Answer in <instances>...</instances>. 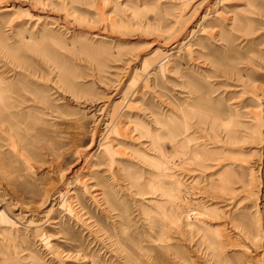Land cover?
I'll return each instance as SVG.
<instances>
[{"label": "rangeland", "instance_id": "1", "mask_svg": "<svg viewBox=\"0 0 264 264\" xmlns=\"http://www.w3.org/2000/svg\"><path fill=\"white\" fill-rule=\"evenodd\" d=\"M0 264H264V0H0Z\"/></svg>", "mask_w": 264, "mask_h": 264}]
</instances>
